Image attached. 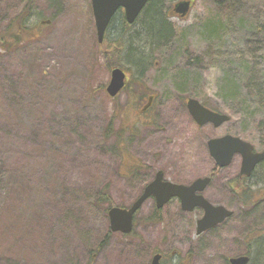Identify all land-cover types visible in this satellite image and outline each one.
Masks as SVG:
<instances>
[{
    "label": "rangeland",
    "instance_id": "1",
    "mask_svg": "<svg viewBox=\"0 0 264 264\" xmlns=\"http://www.w3.org/2000/svg\"><path fill=\"white\" fill-rule=\"evenodd\" d=\"M28 1L0 0V31ZM158 1L173 11L179 0ZM218 1L195 0L186 18L166 16L171 30L153 45L146 17L127 29L133 51L151 49L156 65L141 75L144 61L134 62L124 48L121 60L132 84L116 98L106 92L111 70L91 0L34 2L33 35L10 51L0 47V264H150L156 251L166 257L187 251L188 216L174 201L152 221L154 203L147 200L133 232L122 235L110 230L107 204L98 200L106 188L114 206L129 207L158 170L179 183L208 177L215 168L212 138L231 134L264 150V107L257 96L264 88V17L261 26L241 25ZM123 30L109 28L105 41ZM226 79L239 87L236 100L222 97ZM150 96L154 105L144 113ZM188 98L230 120L199 126ZM112 119L114 132L106 137ZM239 170L236 157L205 191L234 215L221 228L224 240L217 244L224 248L195 250L203 253L199 262L226 264L246 252L243 230L254 215L227 186ZM260 203L255 215L262 218ZM262 252L263 259L258 250L252 255L255 264H264Z\"/></svg>",
    "mask_w": 264,
    "mask_h": 264
},
{
    "label": "water",
    "instance_id": "2",
    "mask_svg": "<svg viewBox=\"0 0 264 264\" xmlns=\"http://www.w3.org/2000/svg\"><path fill=\"white\" fill-rule=\"evenodd\" d=\"M149 0H92V8L95 16L97 36L99 43L104 41L106 30L118 9L124 8L128 23L136 21ZM193 0H179L173 6V13L181 18H186L192 10ZM127 82L126 71L115 66L111 70V79L107 85L106 91L111 97H116ZM188 110L192 118L201 126L213 124L219 127L230 120V116L215 111L198 99L189 98L187 101ZM208 149L217 162L223 168L228 166L236 154L243 157L242 173L250 174L257 163L264 160V150L255 151V146L243 138L231 134L218 138H212L208 141ZM210 177L199 178L191 185L174 183L164 180L162 171L157 173L156 178L150 182L143 190L139 198L129 207L112 206L108 211L110 228L113 232L131 233L134 228V218L144 203L151 197L157 201V207H164L172 198L181 199L184 209H193L195 206H201L206 209V215L200 220L199 231H203L213 225H216L233 214L229 208L222 205L212 204L203 194V190L210 183ZM161 255H155L153 264H165L160 261ZM248 257L241 256L232 258V264H246Z\"/></svg>",
    "mask_w": 264,
    "mask_h": 264
},
{
    "label": "trees",
    "instance_id": "3",
    "mask_svg": "<svg viewBox=\"0 0 264 264\" xmlns=\"http://www.w3.org/2000/svg\"><path fill=\"white\" fill-rule=\"evenodd\" d=\"M35 1L36 0H29L28 3L23 7L21 12L17 16L10 19L5 28L0 31V47H2L4 50L10 51L14 49L28 37L33 35V25L29 24V20L35 12ZM218 3L223 7L224 5H229V8L227 10H233L232 16H236L238 18V22L241 23V25H243L246 21L249 23H253L254 25L261 26V20L264 17V0H219ZM144 9L145 13L142 17H146V21L143 22V25H145L149 29L150 42L153 45L155 41H157V38H164L162 34L164 33V35L166 36L167 33H169L171 30V23L168 22L166 18V16L170 17L171 8L169 9V7H166L162 2H159L158 0H149ZM226 16L228 17L229 14H226ZM129 25L130 26H123L124 30L118 37H115L114 40H110L111 42L105 41L106 39L104 38V43H100L102 46L101 54L103 55L105 64L109 70H111L115 66L124 68L121 59L123 57V51L125 48V50H128V55L133 53L135 54V57L133 59L134 62L139 63L141 61H144V67L140 70V74L142 75L151 65H156V62L154 61L151 49L148 52H142L143 49L137 46L138 50L137 52H134L136 49L134 46V41L127 31V29L133 27L134 24ZM207 25L213 27L216 26V23L211 22ZM157 27L159 29L158 33L155 35V30H157ZM109 28L110 27H108L107 31L109 30ZM143 54H145L144 57ZM138 79L139 78H137V80ZM131 84L132 83H130L129 80L124 90H128ZM238 88L239 87L236 86L232 82V80L226 79L222 86V97L226 101L236 100L239 96ZM257 96H259L258 101L260 105L264 107V88H262L261 91L258 92ZM113 121L114 119H112V121L110 122V126H108L105 131L106 137L111 136L114 132V129L112 127ZM263 126L264 125L262 124V127ZM100 203L102 205L104 203L107 204L105 212L106 215H108V210L110 207L114 206V202L106 188L103 189L100 193L98 204ZM5 208L7 209L8 206H6ZM161 215L162 210L156 209L151 216L152 218L150 217V219L152 221H159L161 219Z\"/></svg>",
    "mask_w": 264,
    "mask_h": 264
},
{
    "label": "flooded vegetation",
    "instance_id": "4",
    "mask_svg": "<svg viewBox=\"0 0 264 264\" xmlns=\"http://www.w3.org/2000/svg\"><path fill=\"white\" fill-rule=\"evenodd\" d=\"M91 2H92V0H91ZM92 10H93V8H92ZM144 13H145V9L140 13V15L137 17L136 21L132 24L136 25ZM93 15H94V13H93ZM173 15H175V13H173L171 10L170 16H173ZM94 20H95V16H94ZM129 24L130 23H128L127 18H126L125 9L120 8L117 10V12L114 14L113 18L111 19L109 27L111 28L113 26H119V27L130 26ZM129 80H130L129 77L127 76V82H129ZM154 100H155L154 96L149 97L148 102L146 104H144V106H143L144 113H147L150 109H152V107L154 105ZM186 105H187V101H186ZM199 126H201V125H199ZM255 151H257V150L255 149ZM209 154H210V152H209ZM210 156H211V154H210ZM236 157L240 158V170H239L238 175L236 177L232 178V180H230L227 183L228 184L227 186L230 188L231 192L233 194H235L236 198L240 199V202L242 204L249 205V207L251 208L249 211V214L252 213L254 215L253 219H252V226H247L246 228H248V229L243 230L244 235L242 237V244H244V247H245L244 250H246V252H245V254H242L239 257L246 256V257H248V262L246 264H255L254 261L252 260V255L255 254V250H258L260 252L259 254H261L262 251L264 250V225H262V224H264V214H263V216H261L262 218H259L255 215L257 208L261 206L260 202H264V160L259 161L257 163V165L254 167V169L250 172V174H245V173L243 174L242 173L243 157L241 154H236L233 157V159L229 165L232 164V162L234 161V159ZM211 158L213 159L212 156H211ZM213 161H214L215 168L208 175V177L211 178V181L206 186V188L203 190V192L201 194H203L205 196V198H207L212 204L217 205V203L210 200L208 198V196H206L205 191L211 186V184H212L213 180L215 179V177L217 176L218 172L221 171L222 169L228 167L229 165L221 168L214 159H213ZM135 170H137V169H135ZM159 171L163 172V170H158L155 174L154 179L156 178L157 173ZM163 174H164V172H163ZM197 179H199V177L195 178L192 181H189L187 183L186 182H184V183L180 182L179 183V182H175V181H172L170 179H167L165 174H164V180H169L171 182L184 184V185H191ZM256 185H257L258 189H256V187H255ZM258 191H261V193H258ZM255 193H258V194H255ZM150 199L154 203V210L153 211H155L156 209L162 210L164 208L163 207L162 209H159L157 207V201L154 197H151ZM172 201L179 204L181 211L188 216L187 218H185V220L188 221V222H186L187 227L185 229V238L187 239V243L189 244L188 246L185 247V250H187V251H183V253H181V254L179 252L175 251V252H172V254H169V256H167V257L164 254H162L160 251L159 252L156 251L152 257L150 264H153V259H154L155 255H157V254L161 255L160 261L165 263V264H205L204 262H199L202 259L201 256L203 255V253L199 254L198 252H195V250H202V252L204 250H216V249L222 250L224 247L223 246L218 247V244H217V242L219 243L220 240H224V237H223L224 233L221 231V228L223 226H225L227 223L226 221L229 220L234 215V211L229 208L231 211H233V214L231 216L227 217L222 222H220L216 225H213L212 227H209V228L200 232L199 231V229H200L199 222L206 215V209L204 207H201V206H195L191 210L190 209H184L182 201L178 197L172 198L170 202H172ZM249 217H250V215H249ZM135 220H136V218H135ZM134 224H135V221H134ZM214 242H215V246H214ZM197 256H199V257L197 258ZM232 258H237V257L226 258L225 259L226 264H232L231 263Z\"/></svg>",
    "mask_w": 264,
    "mask_h": 264
},
{
    "label": "bare ground",
    "instance_id": "5",
    "mask_svg": "<svg viewBox=\"0 0 264 264\" xmlns=\"http://www.w3.org/2000/svg\"><path fill=\"white\" fill-rule=\"evenodd\" d=\"M263 252L261 253V256H260V259H263V256H262Z\"/></svg>",
    "mask_w": 264,
    "mask_h": 264
}]
</instances>
